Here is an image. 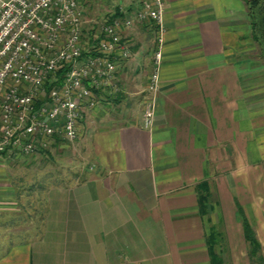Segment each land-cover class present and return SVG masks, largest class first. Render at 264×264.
Masks as SVG:
<instances>
[{
	"label": "crops",
	"instance_id": "0c3cea01",
	"mask_svg": "<svg viewBox=\"0 0 264 264\" xmlns=\"http://www.w3.org/2000/svg\"><path fill=\"white\" fill-rule=\"evenodd\" d=\"M245 2L164 0L148 129L155 30L133 19L123 30L131 54L117 65L120 92L102 93L80 122L86 166L47 185L36 238L0 250V264H257L238 207L264 259V67ZM137 5L117 0L102 19L133 18ZM17 159L26 160L0 156L1 179Z\"/></svg>",
	"mask_w": 264,
	"mask_h": 264
},
{
	"label": "built area",
	"instance_id": "2783aa9c",
	"mask_svg": "<svg viewBox=\"0 0 264 264\" xmlns=\"http://www.w3.org/2000/svg\"><path fill=\"white\" fill-rule=\"evenodd\" d=\"M133 18L95 21L88 44L79 0L0 4V156L31 157L55 140L75 142L85 111L117 95V65L130 57L123 30L133 19L155 30L142 124L151 128L162 62L164 0H137Z\"/></svg>",
	"mask_w": 264,
	"mask_h": 264
},
{
	"label": "rangeland",
	"instance_id": "374dc122",
	"mask_svg": "<svg viewBox=\"0 0 264 264\" xmlns=\"http://www.w3.org/2000/svg\"><path fill=\"white\" fill-rule=\"evenodd\" d=\"M116 2L117 0H113L109 4L110 2L103 0L102 4L98 2L95 9H92L89 1L82 0L80 5L82 4L86 27L85 41L91 40L92 36L88 31L93 30L92 20H102L107 9L112 7L110 5ZM77 141L78 137L72 143L55 140L49 147V157L42 153L34 155L35 158L25 157L23 162L17 159L20 162L9 167L5 178L0 177V250L7 245L36 238L44 209L43 193L47 185L58 183L61 178L69 179L75 170H80L82 165L86 166ZM18 164L22 167H17Z\"/></svg>",
	"mask_w": 264,
	"mask_h": 264
},
{
	"label": "trees",
	"instance_id": "16d2710c",
	"mask_svg": "<svg viewBox=\"0 0 264 264\" xmlns=\"http://www.w3.org/2000/svg\"><path fill=\"white\" fill-rule=\"evenodd\" d=\"M245 4L246 13L250 23V35L257 47L259 58L264 67V0H246ZM238 214L242 219L244 237L249 245L250 257L255 260L257 264H264V259L260 254V245L250 224L245 219L239 207ZM212 232L213 243H216L218 242V237L214 230H212Z\"/></svg>",
	"mask_w": 264,
	"mask_h": 264
}]
</instances>
